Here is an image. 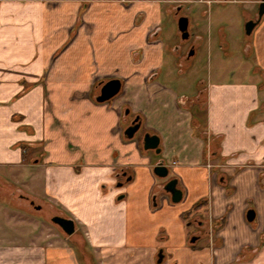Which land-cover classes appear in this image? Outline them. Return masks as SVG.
I'll list each match as a JSON object with an SVG mask.
<instances>
[{
	"label": "crops",
	"instance_id": "1",
	"mask_svg": "<svg viewBox=\"0 0 264 264\" xmlns=\"http://www.w3.org/2000/svg\"><path fill=\"white\" fill-rule=\"evenodd\" d=\"M215 2L0 0V170L21 173L32 158L22 184L47 195L10 200L20 214L0 205V264H264V16L243 43L220 29L219 48L242 46L246 62L230 79L194 100L172 82ZM180 16L194 27L187 55ZM114 78L120 92L98 102ZM136 118L143 133L129 138ZM147 133L159 153L144 148ZM160 161L167 178L154 173ZM36 201L51 220L73 219L74 233L42 227Z\"/></svg>",
	"mask_w": 264,
	"mask_h": 264
},
{
	"label": "rangeland",
	"instance_id": "2",
	"mask_svg": "<svg viewBox=\"0 0 264 264\" xmlns=\"http://www.w3.org/2000/svg\"><path fill=\"white\" fill-rule=\"evenodd\" d=\"M247 1L248 0L215 2L209 9L210 19L206 20V18H202L200 15L201 20L198 23L200 27H203L205 32L204 40L202 44L197 45V52L192 55L190 62H186L184 66L181 63L179 64L178 70L183 69V71H181L179 75L176 74L177 77L175 76L172 81L179 88L178 91L183 92V98L196 99L198 92L201 89L207 88L212 82L219 79H230V71L244 68L246 65L244 56L243 54L241 55L242 46L241 52H238L239 50H236L233 47H230L229 49L219 48V31L222 27H225L227 39L232 37L233 41L237 43L240 41L243 43L244 40L247 39V35L244 31V26L247 21L246 13L249 12L251 16H255L258 9V4H251ZM196 8H199V6ZM204 9H207V7ZM185 12L187 13L189 11L186 9ZM209 26L211 27V30L210 33L207 34L206 28ZM193 28V26L189 25V33L193 31ZM209 36H212L213 40H217L215 48L211 52H209L207 48V39ZM179 41L183 42V53L185 52L187 55L188 51H190V45H193V42H195V37L190 36L186 40L180 39ZM198 108L199 104L195 103L194 109L197 110ZM142 133L143 128L141 127L137 134L141 135ZM26 160L24 164H27L28 166L26 165L24 168L25 170H22L23 172L21 173L16 170L13 173L9 171L7 172L6 170H0V205L11 214H20V212H24L10 202L12 199L18 200L21 195L25 197L28 193L37 194L42 198L47 197L46 192H43L40 188H28V186L22 184L24 183L27 185L28 180H31V178L36 175V172H32L31 170L32 158ZM6 180L11 181L12 184L8 185ZM25 180H27V182H25ZM20 183L25 188L19 190L18 185H20ZM27 202L26 204L29 205V201ZM37 203L39 204V202L36 201L35 204L31 205L32 209L37 210L42 208L43 211L39 215L37 214L36 217H34V220L39 222L42 227L50 226L53 230L58 229L62 231L63 229L51 220V215L47 212V205L40 206ZM40 204L43 205L42 203ZM46 216H49V221L45 219ZM188 223L189 221H187V224ZM188 227L191 231L193 230L192 225H189ZM198 241L201 245L204 239L200 238ZM101 255V253H93V256L96 258L99 257V260L103 258Z\"/></svg>",
	"mask_w": 264,
	"mask_h": 264
},
{
	"label": "water",
	"instance_id": "3",
	"mask_svg": "<svg viewBox=\"0 0 264 264\" xmlns=\"http://www.w3.org/2000/svg\"><path fill=\"white\" fill-rule=\"evenodd\" d=\"M264 16V0H261L258 3V9L256 13V18L248 19L244 26V31L246 35H250L256 25L260 22L262 17ZM189 18L187 16H180L178 18V30L181 33V37L183 39H187L189 37ZM121 89V81L117 78L111 79L105 82L101 88L100 94L96 97L98 102H105L116 96ZM141 122L138 118H136L125 130V134L127 137L132 138L134 134L139 130ZM159 137L157 135L145 134L143 137V145L145 149H153L157 153L160 152L159 148ZM154 173L161 178H167L169 176V168L160 161L154 167ZM178 180L176 178H171L165 184V190L171 194L173 202H179L182 199V190L178 188ZM248 221H253L255 219V211L248 210L247 212ZM52 221L58 224L66 234H73L75 231V222L71 218H66L60 215H55L52 217ZM196 237L192 238L194 241ZM164 254L160 250L158 254V263L163 261Z\"/></svg>",
	"mask_w": 264,
	"mask_h": 264
},
{
	"label": "built area",
	"instance_id": "4",
	"mask_svg": "<svg viewBox=\"0 0 264 264\" xmlns=\"http://www.w3.org/2000/svg\"><path fill=\"white\" fill-rule=\"evenodd\" d=\"M221 2H227V1H236V0H220Z\"/></svg>",
	"mask_w": 264,
	"mask_h": 264
},
{
	"label": "flooded vegetation",
	"instance_id": "5",
	"mask_svg": "<svg viewBox=\"0 0 264 264\" xmlns=\"http://www.w3.org/2000/svg\"><path fill=\"white\" fill-rule=\"evenodd\" d=\"M252 18H256V14H255V16H253ZM252 18H249V19H252ZM178 186V185H177Z\"/></svg>",
	"mask_w": 264,
	"mask_h": 264
}]
</instances>
